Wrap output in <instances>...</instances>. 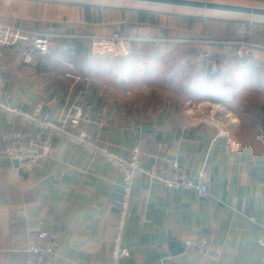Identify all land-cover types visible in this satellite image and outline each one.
Here are the masks:
<instances>
[{"label": "crops", "instance_id": "0c3cea01", "mask_svg": "<svg viewBox=\"0 0 264 264\" xmlns=\"http://www.w3.org/2000/svg\"><path fill=\"white\" fill-rule=\"evenodd\" d=\"M208 1L264 7V0ZM245 19L255 22V39L264 45V15L138 0H0V22L53 34L48 53L32 63L2 51V102L68 123L78 107L76 128L116 152L160 141L194 179L205 168L204 196L145 176L135 180L124 233L129 255L118 264H264V47L206 79L195 49L196 39L233 38ZM113 30L130 37L131 54L92 53L90 37ZM140 66L172 82L168 93L182 83L184 97L150 99L140 112ZM182 76L191 79L187 85ZM200 99L232 111L237 150L204 121L187 122L182 109ZM28 126L0 107V135ZM13 161L0 141V264H26L27 236L37 229L58 236L52 264H112L121 174L64 139L54 140L42 167L26 170ZM199 236L222 244L218 260L185 246Z\"/></svg>", "mask_w": 264, "mask_h": 264}, {"label": "built area", "instance_id": "2783aa9c", "mask_svg": "<svg viewBox=\"0 0 264 264\" xmlns=\"http://www.w3.org/2000/svg\"><path fill=\"white\" fill-rule=\"evenodd\" d=\"M257 26L251 19L239 20L234 26L233 38L205 37L195 40L197 55L202 64L212 73H218L228 67L234 59L242 60L254 47H264L255 39ZM53 34L41 29H27L0 22V55L2 51L12 49L18 61L32 63L44 57L49 50ZM90 51L94 54H109L114 57H126L132 52L129 36L118 30L105 35L90 37ZM2 78L0 75V107L28 123V128L20 130H3L0 135L2 152L9 160H17L18 165L26 170L42 167L50 159L54 150V140L64 139L81 146L93 156L107 160L121 174L122 188L115 200L117 213L113 223V236L110 248L112 264L129 255L124 243V233L129 214V203L134 182L140 176L157 181L172 188H194L199 195H206L207 175L202 166L196 172L195 179L191 172L175 158L166 156V145L154 142L144 146L136 142L127 154L116 152L95 139L89 132L77 129L80 109L66 120H55L48 112L39 115L36 112L11 106L2 102ZM215 105L226 109L218 102L203 100L196 105L187 103L184 115L187 122L201 120L216 130V135L224 136L232 150L240 147L235 136L238 121L231 124L220 120L212 114ZM228 110V109H227ZM264 246V240L259 241ZM185 246H195L206 258L216 261L222 254V244L209 241L199 236L194 241L186 239ZM58 236L54 231L37 229L27 236L26 264H52Z\"/></svg>", "mask_w": 264, "mask_h": 264}, {"label": "rangeland", "instance_id": "374dc122", "mask_svg": "<svg viewBox=\"0 0 264 264\" xmlns=\"http://www.w3.org/2000/svg\"><path fill=\"white\" fill-rule=\"evenodd\" d=\"M138 71L140 72V78L138 80V86H139V88H141V90L137 94H134V97L136 95L135 98H137V100H139L140 110L139 109L138 110L140 112H145L144 111L145 106H143L142 103H146L150 99H154L155 101L163 102V101H167V100H175V99H178L179 97L180 98L184 97V94H182V91H181V90H183L181 88H184L182 83L180 86H177L175 88L173 87L174 88L173 93H171V92L168 93V90L170 89V87L172 89V86H173L172 82L166 84V82H168V81L163 76L161 78H158L159 76L158 77L155 76V78H153L154 75L149 74L148 71H146L141 66L139 67ZM190 80L191 79L188 76L186 77V79H185V77L183 78V76L180 78V82H184L185 85H187V83H189ZM150 81H152L151 84H150ZM202 89H204V84H203ZM210 93L211 92H208L207 90L202 91V95L204 97L210 96ZM201 99H203V98H201ZM201 99H200V101L199 100L198 101L193 100L191 102L193 105H196L197 103L202 101ZM183 105H185V103H183ZM184 108L182 109L183 113H184ZM211 110L213 111L211 113L214 114V110L212 108H211ZM233 111L237 112L236 110H233ZM221 112H223L224 114H229L232 111H227V110L223 111L222 110Z\"/></svg>", "mask_w": 264, "mask_h": 264}, {"label": "water", "instance_id": "95a60500", "mask_svg": "<svg viewBox=\"0 0 264 264\" xmlns=\"http://www.w3.org/2000/svg\"><path fill=\"white\" fill-rule=\"evenodd\" d=\"M148 1L156 3H165L180 6H189L208 10H219L228 12L244 13L249 15H264V7H256L251 5H238L231 3L215 2L208 0H138ZM15 165L18 164L17 160H14Z\"/></svg>", "mask_w": 264, "mask_h": 264}, {"label": "bare ground", "instance_id": "6f19581e", "mask_svg": "<svg viewBox=\"0 0 264 264\" xmlns=\"http://www.w3.org/2000/svg\"><path fill=\"white\" fill-rule=\"evenodd\" d=\"M212 109L214 110V114H216L217 118L223 121L226 120L225 122H228L231 124V121H232L231 117L221 112L222 108L220 106L215 105L212 107Z\"/></svg>", "mask_w": 264, "mask_h": 264}, {"label": "trees", "instance_id": "16d2710c", "mask_svg": "<svg viewBox=\"0 0 264 264\" xmlns=\"http://www.w3.org/2000/svg\"><path fill=\"white\" fill-rule=\"evenodd\" d=\"M202 72H203V76L204 78H212V76H216L218 73H212L209 68L205 67L203 64H202ZM261 112L263 113L264 115V106L261 107ZM261 127L264 129V117H263V121H261Z\"/></svg>", "mask_w": 264, "mask_h": 264}]
</instances>
